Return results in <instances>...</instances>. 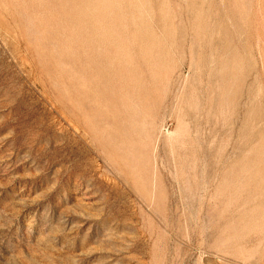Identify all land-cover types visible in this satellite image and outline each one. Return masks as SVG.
<instances>
[{"label": "rangeland", "instance_id": "rangeland-1", "mask_svg": "<svg viewBox=\"0 0 264 264\" xmlns=\"http://www.w3.org/2000/svg\"><path fill=\"white\" fill-rule=\"evenodd\" d=\"M0 264H264V0H0Z\"/></svg>", "mask_w": 264, "mask_h": 264}]
</instances>
